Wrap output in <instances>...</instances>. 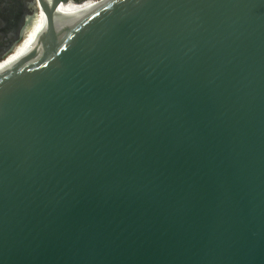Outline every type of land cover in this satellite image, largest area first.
<instances>
[{
  "label": "water",
  "instance_id": "95a60500",
  "mask_svg": "<svg viewBox=\"0 0 264 264\" xmlns=\"http://www.w3.org/2000/svg\"><path fill=\"white\" fill-rule=\"evenodd\" d=\"M67 2L0 70V264H264V0Z\"/></svg>",
  "mask_w": 264,
  "mask_h": 264
},
{
  "label": "flooded vegetation",
  "instance_id": "af4514ba",
  "mask_svg": "<svg viewBox=\"0 0 264 264\" xmlns=\"http://www.w3.org/2000/svg\"><path fill=\"white\" fill-rule=\"evenodd\" d=\"M72 1L80 3L86 0ZM39 10L38 0H0V63L15 50L26 31L33 27L41 16Z\"/></svg>",
  "mask_w": 264,
  "mask_h": 264
},
{
  "label": "bare ground",
  "instance_id": "6f19581e",
  "mask_svg": "<svg viewBox=\"0 0 264 264\" xmlns=\"http://www.w3.org/2000/svg\"><path fill=\"white\" fill-rule=\"evenodd\" d=\"M96 3L94 0H86L80 3H74L72 0H69L66 4H61L58 8V14L64 15L65 11L73 12L80 9H89ZM41 16L37 18L33 27L26 31V34L22 41L17 45L15 50L8 55L1 63H0V70L15 63L21 57H23L24 53L29 49V47L33 44L35 39V35H37L38 29H41L42 25L45 22L44 14L41 10ZM38 12V14H39Z\"/></svg>",
  "mask_w": 264,
  "mask_h": 264
},
{
  "label": "rangeland",
  "instance_id": "374dc122",
  "mask_svg": "<svg viewBox=\"0 0 264 264\" xmlns=\"http://www.w3.org/2000/svg\"><path fill=\"white\" fill-rule=\"evenodd\" d=\"M94 1H96V0H94Z\"/></svg>",
  "mask_w": 264,
  "mask_h": 264
}]
</instances>
